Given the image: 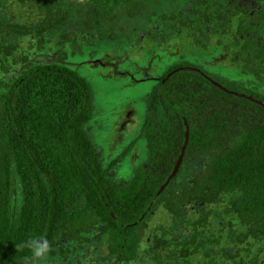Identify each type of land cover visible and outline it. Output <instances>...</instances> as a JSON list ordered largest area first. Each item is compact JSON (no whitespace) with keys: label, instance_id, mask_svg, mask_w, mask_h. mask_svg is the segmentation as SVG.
I'll list each match as a JSON object with an SVG mask.
<instances>
[{"label":"trees","instance_id":"16d2710c","mask_svg":"<svg viewBox=\"0 0 264 264\" xmlns=\"http://www.w3.org/2000/svg\"><path fill=\"white\" fill-rule=\"evenodd\" d=\"M117 41L176 58L141 68L137 131L101 151L77 68L122 74ZM238 94L264 102V0H0V264H24L30 237L43 264H264V107Z\"/></svg>","mask_w":264,"mask_h":264},{"label":"rangeland","instance_id":"374dc122","mask_svg":"<svg viewBox=\"0 0 264 264\" xmlns=\"http://www.w3.org/2000/svg\"><path fill=\"white\" fill-rule=\"evenodd\" d=\"M149 45L147 42L128 45L117 41L108 42L102 47L107 51L104 53L110 57L114 55L123 56V61L116 66L118 73L121 71L122 74L113 76L114 69L111 70L104 65L81 64L77 68L78 73L85 77L91 86L93 108L90 124L87 123L86 128H88L87 132H89L96 148L98 147L101 151L106 150V148L119 149L118 146L126 145L137 131L139 119L140 121L142 119L140 116L143 102L140 98L148 92L152 84V81L142 78L141 68L146 69V73L155 76L161 73L172 61H175L176 55L168 54L149 62L145 53L149 49ZM102 54L100 52L97 56L102 57ZM219 75L237 84L236 87H241L240 84L245 83L244 77L236 76L230 69H221ZM146 76L149 77V75ZM129 106L132 109H129ZM124 118L128 119L122 122ZM118 133H121V136H118ZM114 153H116L115 150H112L109 156H113ZM126 159L125 157L122 158L119 165L115 167V175L118 179H126L131 173V162L128 163ZM159 209L157 212L161 211ZM157 212L149 216V224L162 218L161 212ZM195 256L200 260L202 258L199 253Z\"/></svg>","mask_w":264,"mask_h":264},{"label":"clouds","instance_id":"9594fccd","mask_svg":"<svg viewBox=\"0 0 264 264\" xmlns=\"http://www.w3.org/2000/svg\"><path fill=\"white\" fill-rule=\"evenodd\" d=\"M17 250L27 248L30 256L24 258V264H43L51 252L52 246L45 237H30L15 246Z\"/></svg>","mask_w":264,"mask_h":264},{"label":"water","instance_id":"95a60500","mask_svg":"<svg viewBox=\"0 0 264 264\" xmlns=\"http://www.w3.org/2000/svg\"><path fill=\"white\" fill-rule=\"evenodd\" d=\"M230 92L233 93V94H237V93L232 92V91H230ZM238 95H240L241 97H245V98L257 103L258 105L264 107V102L263 101L256 100V99H254V98H252L250 96H246L244 94H238ZM182 123L184 125L183 141H182V143L180 145L179 152H178V154L176 156V159H175V161L173 163L172 169H171L170 173L167 175V177L164 180V182L159 186L158 191H160L165 186V184L167 183L169 178L173 175V173L175 172L177 166L179 165V163L181 161V158H182V155H183V151H184V148H185V144H186V141H187V134H188L187 124H186V121H185V119L183 117H182Z\"/></svg>","mask_w":264,"mask_h":264},{"label":"flooded vegetation","instance_id":"af4514ba","mask_svg":"<svg viewBox=\"0 0 264 264\" xmlns=\"http://www.w3.org/2000/svg\"><path fill=\"white\" fill-rule=\"evenodd\" d=\"M125 119V118H124Z\"/></svg>","mask_w":264,"mask_h":264}]
</instances>
